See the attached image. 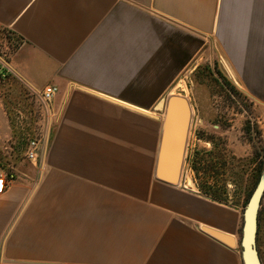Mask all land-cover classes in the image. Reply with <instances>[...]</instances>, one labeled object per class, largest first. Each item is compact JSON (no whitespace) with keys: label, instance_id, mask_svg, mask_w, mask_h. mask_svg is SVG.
<instances>
[{"label":"crops","instance_id":"obj_1","mask_svg":"<svg viewBox=\"0 0 264 264\" xmlns=\"http://www.w3.org/2000/svg\"><path fill=\"white\" fill-rule=\"evenodd\" d=\"M1 31L10 74L57 92L41 154L8 167L0 264H243L241 212L155 170L167 100L190 121L180 82L199 61L264 115V0H0Z\"/></svg>","mask_w":264,"mask_h":264},{"label":"rangeland","instance_id":"obj_2","mask_svg":"<svg viewBox=\"0 0 264 264\" xmlns=\"http://www.w3.org/2000/svg\"><path fill=\"white\" fill-rule=\"evenodd\" d=\"M180 86L189 103L191 118L177 184L201 194L202 188L208 185V195L216 192L219 199L216 201L241 212L237 234L241 253L244 213L261 187L254 248L260 264H264V115L211 59L189 68ZM48 121V110L38 95L12 74L5 73L0 65V164L3 169H8L16 160L26 159L31 142L37 144V157L41 154Z\"/></svg>","mask_w":264,"mask_h":264},{"label":"water","instance_id":"obj_3","mask_svg":"<svg viewBox=\"0 0 264 264\" xmlns=\"http://www.w3.org/2000/svg\"><path fill=\"white\" fill-rule=\"evenodd\" d=\"M185 100L181 97L171 96L166 103V122L162 143L157 158L155 176L164 183L176 185L179 182L183 164L185 139L187 135L188 111ZM262 188H258L244 213V227L242 236V262L243 264H260L254 248L256 233V217ZM203 231L226 244L234 247L233 237L203 228Z\"/></svg>","mask_w":264,"mask_h":264},{"label":"built area","instance_id":"obj_4","mask_svg":"<svg viewBox=\"0 0 264 264\" xmlns=\"http://www.w3.org/2000/svg\"><path fill=\"white\" fill-rule=\"evenodd\" d=\"M13 35L11 32H0V53H4V55H0V65L2 69L5 70V73H10L8 62L5 60V58L8 56V59L11 55V53L14 51V49L18 46V43L14 42ZM6 61V62H5ZM57 88L54 86H48L46 87L41 95L42 101L46 104L51 101L53 96L56 94ZM37 150V144L35 142H31L28 151L26 153V159L27 160H35L37 158L36 155ZM15 180V174L13 171L8 169H3L0 164V195L5 192V190L8 188L9 184Z\"/></svg>","mask_w":264,"mask_h":264},{"label":"trees","instance_id":"obj_5","mask_svg":"<svg viewBox=\"0 0 264 264\" xmlns=\"http://www.w3.org/2000/svg\"><path fill=\"white\" fill-rule=\"evenodd\" d=\"M209 189H210V186H208V185H207V187L202 188V190H203L202 194H203L204 196L209 197V199H211L212 201L219 200V199H218V196H217V194H216V192H213L211 195H208V194H207V192L209 191ZM211 189H212V188H211ZM216 202H218V201H216Z\"/></svg>","mask_w":264,"mask_h":264},{"label":"bare ground","instance_id":"obj_6","mask_svg":"<svg viewBox=\"0 0 264 264\" xmlns=\"http://www.w3.org/2000/svg\"><path fill=\"white\" fill-rule=\"evenodd\" d=\"M187 186H189L190 185V183L188 182V184H186Z\"/></svg>","mask_w":264,"mask_h":264}]
</instances>
